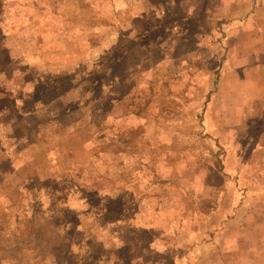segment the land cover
I'll return each instance as SVG.
<instances>
[{"label":"rangeland","instance_id":"374dc122","mask_svg":"<svg viewBox=\"0 0 264 264\" xmlns=\"http://www.w3.org/2000/svg\"><path fill=\"white\" fill-rule=\"evenodd\" d=\"M0 264H264V0H0Z\"/></svg>","mask_w":264,"mask_h":264}]
</instances>
